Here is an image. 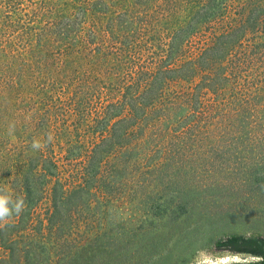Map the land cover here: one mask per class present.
I'll list each match as a JSON object with an SVG mask.
<instances>
[{
	"label": "rangeland",
	"instance_id": "1",
	"mask_svg": "<svg viewBox=\"0 0 264 264\" xmlns=\"http://www.w3.org/2000/svg\"><path fill=\"white\" fill-rule=\"evenodd\" d=\"M0 186V264L264 237V0H0Z\"/></svg>",
	"mask_w": 264,
	"mask_h": 264
},
{
	"label": "clouds",
	"instance_id": "2",
	"mask_svg": "<svg viewBox=\"0 0 264 264\" xmlns=\"http://www.w3.org/2000/svg\"><path fill=\"white\" fill-rule=\"evenodd\" d=\"M8 134L14 135L16 122L8 125ZM54 141L52 133H47L41 138L34 137L31 141L33 151H40ZM27 205L24 197H14L5 186H0V226H7L13 217L21 215ZM244 237L250 238L251 233H243ZM264 257L252 253L235 252L230 249L220 251L210 250L207 247H197L194 255L189 259V264H262Z\"/></svg>",
	"mask_w": 264,
	"mask_h": 264
},
{
	"label": "trees",
	"instance_id": "3",
	"mask_svg": "<svg viewBox=\"0 0 264 264\" xmlns=\"http://www.w3.org/2000/svg\"><path fill=\"white\" fill-rule=\"evenodd\" d=\"M215 248L218 250L230 249L235 252L252 253L264 257V237L254 234L246 239L243 235H228L217 241ZM262 264H264V261H262Z\"/></svg>",
	"mask_w": 264,
	"mask_h": 264
},
{
	"label": "water",
	"instance_id": "4",
	"mask_svg": "<svg viewBox=\"0 0 264 264\" xmlns=\"http://www.w3.org/2000/svg\"><path fill=\"white\" fill-rule=\"evenodd\" d=\"M218 251H220V250H218Z\"/></svg>",
	"mask_w": 264,
	"mask_h": 264
}]
</instances>
